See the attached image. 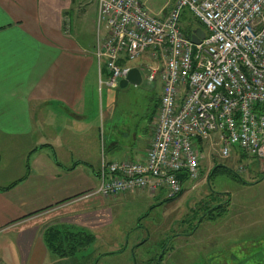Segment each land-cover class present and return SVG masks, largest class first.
<instances>
[{
	"label": "crops",
	"instance_id": "0c3cea01",
	"mask_svg": "<svg viewBox=\"0 0 264 264\" xmlns=\"http://www.w3.org/2000/svg\"><path fill=\"white\" fill-rule=\"evenodd\" d=\"M82 2L0 0V143L12 151L0 171V264H76V254L50 249L45 230L79 226L82 215L96 211L93 201L103 196L84 195L99 184L103 153L111 161L140 160L154 137L155 114L130 122L132 130L114 120L112 89L100 86L107 70L100 72L95 53L105 29L94 20L96 41L82 39ZM89 2L98 16V0ZM140 59L132 65L143 75L153 60Z\"/></svg>",
	"mask_w": 264,
	"mask_h": 264
},
{
	"label": "built area",
	"instance_id": "2783aa9c",
	"mask_svg": "<svg viewBox=\"0 0 264 264\" xmlns=\"http://www.w3.org/2000/svg\"><path fill=\"white\" fill-rule=\"evenodd\" d=\"M184 12L202 24L200 43L183 30ZM97 23L106 31L95 52L107 70L100 86L118 88L148 55L155 63L147 80L159 75L162 91L146 157L111 161L103 153L99 184L85 198L179 195L199 178L201 145L213 134L222 157L237 150L264 161V0H168L158 14L143 0H98Z\"/></svg>",
	"mask_w": 264,
	"mask_h": 264
},
{
	"label": "rangeland",
	"instance_id": "374dc122",
	"mask_svg": "<svg viewBox=\"0 0 264 264\" xmlns=\"http://www.w3.org/2000/svg\"><path fill=\"white\" fill-rule=\"evenodd\" d=\"M89 1L93 0L82 2L87 13L80 22L82 39L88 43L97 38V23L93 24L97 12ZM143 2L158 14L166 0ZM189 24L195 22L186 21L185 26ZM147 75L144 70L139 85L111 90L117 107L112 115L119 127L132 130L135 125L130 122L148 121L147 117L154 114L156 117L160 79L149 82ZM103 91L104 113L108 98L105 87ZM102 122L107 136L110 121ZM0 149L1 171L10 163L8 154L12 151L2 143ZM201 149L199 178L187 183L180 195L171 197L173 200H167V192L162 189L95 198L96 211L82 215L78 224L93 233L95 239L80 247L76 264L77 260L80 264H153L162 253L160 264H264V161L235 151L231 157H222L216 134ZM216 165L227 169L221 167L210 174ZM218 205L226 211L217 216ZM211 214L214 219L208 218Z\"/></svg>",
	"mask_w": 264,
	"mask_h": 264
},
{
	"label": "trees",
	"instance_id": "16d2710c",
	"mask_svg": "<svg viewBox=\"0 0 264 264\" xmlns=\"http://www.w3.org/2000/svg\"><path fill=\"white\" fill-rule=\"evenodd\" d=\"M182 24L183 30L186 34L192 33L196 28L202 27V24L195 19L190 13L184 12L182 15ZM192 20L195 24H189L185 26L186 21ZM40 148V147H39ZM246 155L243 153V156ZM222 170L227 169L223 165H216L210 174H214L218 168ZM28 168V166H27ZM224 168V169H223ZM17 182L15 181L9 185V187L14 186ZM180 195V194H179ZM178 196V195H177ZM175 197V196H174ZM173 198V197H172ZM171 197H168L167 200H171ZM173 200V199H172ZM152 206L151 208H153ZM216 215H222L226 210L223 209L222 205H218L215 209ZM215 215H209V219H214ZM95 239V236L90 233L88 230L75 225L69 224H60L53 225L47 228L44 232V240L46 244L50 247V249L56 253H58L61 257H73L81 246L85 244H91Z\"/></svg>",
	"mask_w": 264,
	"mask_h": 264
},
{
	"label": "water",
	"instance_id": "95a60500",
	"mask_svg": "<svg viewBox=\"0 0 264 264\" xmlns=\"http://www.w3.org/2000/svg\"><path fill=\"white\" fill-rule=\"evenodd\" d=\"M166 9H164L163 14L165 15ZM191 41L193 43H200L201 40L205 37V32L202 28L198 27L194 30V32L190 35ZM142 73L137 67L131 68L130 72L127 74V76L121 80V87L127 86L130 84L139 85L142 83Z\"/></svg>",
	"mask_w": 264,
	"mask_h": 264
},
{
	"label": "flooded vegetation",
	"instance_id": "af4514ba",
	"mask_svg": "<svg viewBox=\"0 0 264 264\" xmlns=\"http://www.w3.org/2000/svg\"><path fill=\"white\" fill-rule=\"evenodd\" d=\"M163 253L159 256V258H158V260L155 262V263H153V264H160L161 263V260H162V257H163Z\"/></svg>",
	"mask_w": 264,
	"mask_h": 264
}]
</instances>
